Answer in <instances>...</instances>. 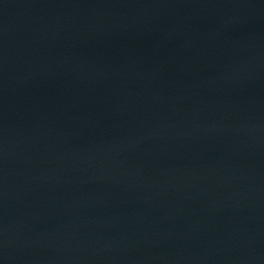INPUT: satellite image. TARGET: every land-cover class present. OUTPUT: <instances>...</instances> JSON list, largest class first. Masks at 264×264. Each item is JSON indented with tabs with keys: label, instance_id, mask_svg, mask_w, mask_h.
Here are the masks:
<instances>
[{
	"label": "water",
	"instance_id": "obj_1",
	"mask_svg": "<svg viewBox=\"0 0 264 264\" xmlns=\"http://www.w3.org/2000/svg\"><path fill=\"white\" fill-rule=\"evenodd\" d=\"M0 264H264V0H0Z\"/></svg>",
	"mask_w": 264,
	"mask_h": 264
}]
</instances>
